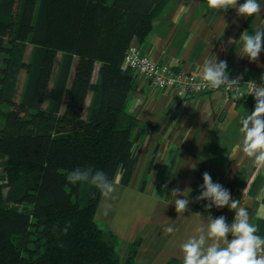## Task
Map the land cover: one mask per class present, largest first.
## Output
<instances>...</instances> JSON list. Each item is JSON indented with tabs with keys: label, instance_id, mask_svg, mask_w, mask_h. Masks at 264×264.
I'll list each match as a JSON object with an SVG mask.
<instances>
[{
	"label": "trees",
	"instance_id": "16d2710c",
	"mask_svg": "<svg viewBox=\"0 0 264 264\" xmlns=\"http://www.w3.org/2000/svg\"><path fill=\"white\" fill-rule=\"evenodd\" d=\"M167 1L0 0V264H138V240L122 261L117 236L95 222L100 191L66 177L92 168L130 184L148 127L127 112L122 60Z\"/></svg>",
	"mask_w": 264,
	"mask_h": 264
},
{
	"label": "crops",
	"instance_id": "0c3cea01",
	"mask_svg": "<svg viewBox=\"0 0 264 264\" xmlns=\"http://www.w3.org/2000/svg\"><path fill=\"white\" fill-rule=\"evenodd\" d=\"M259 2V14L238 17L235 9H210L207 0H168L154 17L150 32L142 40L134 37L130 45L141 55L178 70L202 75L203 62L216 56L217 62L227 61L229 75L261 78L264 51L258 63L239 56L240 33L264 29V0ZM252 110V98H233L222 90L180 98L173 91L154 89L133 72L127 112L148 130L137 142L138 161L130 184L122 185L117 171L112 179L116 192L110 199L101 194L94 213L95 222L119 239L122 261L136 240L138 264H165L172 258L183 261L180 245L197 235L196 229L207 223L208 215H222L229 224L233 221L234 212L228 207L208 211L207 201L195 202L204 172L247 208L250 221L262 235L264 168H257L239 150L240 120ZM174 188L192 190L190 211L179 218L171 194ZM170 225L177 229L174 234L166 232Z\"/></svg>",
	"mask_w": 264,
	"mask_h": 264
},
{
	"label": "clouds",
	"instance_id": "9594fccd",
	"mask_svg": "<svg viewBox=\"0 0 264 264\" xmlns=\"http://www.w3.org/2000/svg\"><path fill=\"white\" fill-rule=\"evenodd\" d=\"M207 4L210 9L217 11L227 12L235 9L238 17H252L262 11L259 0H244L242 4L238 3V0H207ZM239 38L242 41L239 56L247 57L250 63H258L260 54L264 51V29H255L252 32L245 30L240 33ZM234 40L229 38V43H234ZM201 79L213 89L226 86L238 90L243 78L230 80L227 61L217 62V57L214 56L203 62ZM261 81L259 86L254 81H247L249 91L246 96H253L255 105L254 110L240 120L242 136L239 150L251 158L257 168H264V75L261 76ZM202 178L201 191L195 197V202L207 201L205 209L208 211L213 207H228L234 212V218L229 224L222 215L215 218L208 215L207 223L196 229L197 235L191 236L180 245L183 264H264V235L258 234L259 230L250 221L247 208L241 206L238 199L232 198L228 189L214 183L208 172H204ZM66 179L72 184H90L98 189L105 199L112 198L117 190V185L102 170L78 168L70 172ZM191 191V188L183 191L174 188L171 191L175 198L173 204L178 218L190 211ZM64 231L66 233L67 228ZM176 231L171 225L166 229L169 234Z\"/></svg>",
	"mask_w": 264,
	"mask_h": 264
},
{
	"label": "built area",
	"instance_id": "2783aa9c",
	"mask_svg": "<svg viewBox=\"0 0 264 264\" xmlns=\"http://www.w3.org/2000/svg\"><path fill=\"white\" fill-rule=\"evenodd\" d=\"M122 67L129 68L132 72L146 79L154 89L173 91L180 98H188L214 90H222L233 98H242L244 100L252 98L254 100L253 96H246L249 91L247 81H254L257 86L262 83L261 78L257 76L244 77L242 75H229L230 80L236 77L243 78L238 90L235 87L229 88L226 86L213 89L202 82V75L178 70L167 64L153 61L149 56L141 55L138 48L132 45L127 48L123 56Z\"/></svg>",
	"mask_w": 264,
	"mask_h": 264
},
{
	"label": "rangeland",
	"instance_id": "374dc122",
	"mask_svg": "<svg viewBox=\"0 0 264 264\" xmlns=\"http://www.w3.org/2000/svg\"><path fill=\"white\" fill-rule=\"evenodd\" d=\"M32 48H33V45L32 44H29V43H26L25 46H24V49H23V55H22V61L23 62H29L30 61V58H31V53H32ZM60 57V54H58L57 56V59L55 61V65H54V74H55V71H56V68L58 66V59ZM25 76V70L22 69L19 74H18V78H17V83H16V86H15V90H14V93H13V96H14V100H17L18 96H19V93H20V90H21V87H22V82H23V78ZM53 78V76H52ZM51 85V83H50ZM0 108H4L3 105L0 104ZM2 119V117L0 116V120ZM5 157H0V180H1V183L4 185L5 183V172H4V164H5Z\"/></svg>",
	"mask_w": 264,
	"mask_h": 264
}]
</instances>
